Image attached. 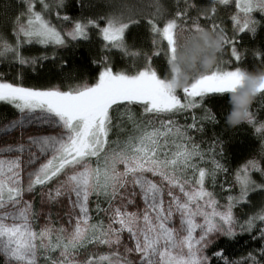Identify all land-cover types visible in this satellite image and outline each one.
Wrapping results in <instances>:
<instances>
[{
  "label": "snow or ice",
  "instance_id": "1",
  "mask_svg": "<svg viewBox=\"0 0 264 264\" xmlns=\"http://www.w3.org/2000/svg\"><path fill=\"white\" fill-rule=\"evenodd\" d=\"M106 6H5L15 14L0 25V264H264V121L253 111L264 85L245 120L254 155L230 171L224 142L196 137L220 123L210 102L241 83L246 57L264 66V46L243 44L264 28V0ZM142 25L150 48L136 45ZM203 28L224 34L218 61L173 90L178 33ZM82 45L91 75L60 54Z\"/></svg>",
  "mask_w": 264,
  "mask_h": 264
},
{
  "label": "trees",
  "instance_id": "2",
  "mask_svg": "<svg viewBox=\"0 0 264 264\" xmlns=\"http://www.w3.org/2000/svg\"><path fill=\"white\" fill-rule=\"evenodd\" d=\"M94 2L98 3V7L93 9L92 11H100L106 12L110 9L106 6V0H94ZM113 2H117V0H113ZM123 2L128 4H140L147 3L148 0H123ZM163 4L172 11L174 9L175 0H161ZM199 2V0H198ZM10 5H14V2H10ZM6 9V8H5ZM79 12V9L76 10ZM0 20V25H3L5 16H12L15 14V10L12 7L6 9V13ZM85 14H88L86 11ZM218 16L224 22L225 26L230 29V21L227 16L224 15L223 10L218 12ZM134 33L137 36L136 45L141 48H150V36L146 30L145 26H141L139 29H134ZM131 39V34L129 36ZM243 44L246 45L249 49L256 45L264 46V28L261 29L260 33L256 36L255 40L250 39L247 35L243 37ZM98 47V41H97ZM37 49H32V52H37ZM88 47L86 45H82L77 49H69L66 52H61V55H65L70 59L71 62L75 63L79 66L80 71L86 75H91L95 72V66L91 65L88 62L87 54ZM116 64L123 66L124 62L121 60L119 54L113 53ZM225 58H227V53H225ZM244 63L252 68V64L254 63V59L251 56L246 57ZM0 71L8 73V67L4 63H0ZM229 93H224L223 98L219 100H213L210 102V106L213 107L214 111L218 112L220 123L213 125L209 123H205L203 133H197V140L203 141L202 147H208L213 141V139L219 138V140L224 142V158L227 161V164L230 168L235 169L239 166L240 163H243L247 158H250L254 155L258 149V136L254 132V129L251 126H248L245 122L241 123L237 127H229L225 123V113L229 110L230 105L228 104ZM254 113L258 120L264 121V110L258 109L256 106L253 107ZM183 122V121H182ZM219 151V149H218ZM244 241L240 240L239 243L234 244V246L228 249L233 255L238 256L243 251Z\"/></svg>",
  "mask_w": 264,
  "mask_h": 264
},
{
  "label": "clouds",
  "instance_id": "3",
  "mask_svg": "<svg viewBox=\"0 0 264 264\" xmlns=\"http://www.w3.org/2000/svg\"><path fill=\"white\" fill-rule=\"evenodd\" d=\"M212 6L202 7L201 14H208ZM224 34L211 28H203L199 32L178 33V47L173 71L166 76L170 88L179 90L186 87L194 77L213 68L223 49ZM264 85V66L245 69L241 83L229 93V110L225 113V123L229 127H237L245 122L248 110L256 95Z\"/></svg>",
  "mask_w": 264,
  "mask_h": 264
},
{
  "label": "rangeland",
  "instance_id": "4",
  "mask_svg": "<svg viewBox=\"0 0 264 264\" xmlns=\"http://www.w3.org/2000/svg\"><path fill=\"white\" fill-rule=\"evenodd\" d=\"M16 2V0H0V20H3L1 19L5 14L3 13H6V9H5V6L6 5H10L9 3L10 2ZM9 8V7H8ZM1 23V22H0Z\"/></svg>",
  "mask_w": 264,
  "mask_h": 264
}]
</instances>
